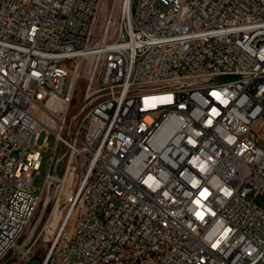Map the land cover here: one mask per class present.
I'll return each instance as SVG.
<instances>
[{
	"label": "built area",
	"instance_id": "2783aa9c",
	"mask_svg": "<svg viewBox=\"0 0 264 264\" xmlns=\"http://www.w3.org/2000/svg\"><path fill=\"white\" fill-rule=\"evenodd\" d=\"M104 1L0 0V260L34 256L20 239L52 133L43 188L69 173V192L49 264H264V0L101 19Z\"/></svg>",
	"mask_w": 264,
	"mask_h": 264
},
{
	"label": "rangeland",
	"instance_id": "374dc122",
	"mask_svg": "<svg viewBox=\"0 0 264 264\" xmlns=\"http://www.w3.org/2000/svg\"><path fill=\"white\" fill-rule=\"evenodd\" d=\"M104 3L105 6L103 7L101 13V19H103L106 12L111 8L114 9V13L116 15H119L124 8L125 0H105ZM229 78H230L229 76H225L222 77L221 79L227 80ZM69 79L70 76L67 77L65 88L68 85ZM85 83L86 81L84 79L80 81L77 91V99H76V103L78 104L77 106L74 107L75 109H77V107L81 103ZM254 129L257 132V134L261 136L264 133V121L263 120L258 121L255 124ZM46 135L47 132L42 131L38 138L37 143L42 144L44 142ZM47 140L49 143V147L46 148L42 153L43 159L41 162V166L38 173L35 175L33 181V187L38 193L43 191L46 175L51 166V157L53 153V147L55 145L54 134L50 133ZM261 142L264 143L263 140H261ZM61 150H64V148H62ZM61 150L59 151L62 154L64 151L62 152ZM67 161H68V155L63 157L57 166L56 173L61 178L64 175ZM68 192H69V188L66 190L64 188L61 189V184L59 181L52 185L49 192L45 191L44 194L42 195L41 203L37 211L35 212L31 222L26 228L23 236L20 239V244L23 243L28 238H31L32 241L35 242L34 256L31 258V260L27 263L18 261L16 255H14V253H16L17 250L16 249L10 252V254L4 256L0 260V264H49L47 254L52 246L51 241L54 239L58 228L61 226V223L63 222V220H65L66 215L64 213L68 209V206L65 201V196L67 195ZM56 204L58 205L60 210L59 215L56 218H54L55 220L51 222L50 227L49 226L45 227L48 221L50 220L53 208ZM67 227L69 228V223Z\"/></svg>",
	"mask_w": 264,
	"mask_h": 264
},
{
	"label": "bare ground",
	"instance_id": "6f19581e",
	"mask_svg": "<svg viewBox=\"0 0 264 264\" xmlns=\"http://www.w3.org/2000/svg\"><path fill=\"white\" fill-rule=\"evenodd\" d=\"M127 2H128V0H126V4H127ZM104 6H105V3L103 4V7ZM154 88H155V79H148V81H145V82H144V80H137V91H139V92H152V91H154ZM52 111H55V110L52 108ZM47 115H49V112L47 113ZM51 123H52V125L54 124L53 122H51ZM93 167H100V159H93ZM65 178H66V180H65V184H64V189L66 190L69 188V173L66 175ZM45 191H46V188H43V191L40 193L36 192V195H43ZM59 212H60L59 207L56 204L53 208L50 220L48 221V223L46 224L45 227H47V226L50 227L51 222L53 220H55L54 218H56L59 215ZM49 252H50V255H57V244H52Z\"/></svg>",
	"mask_w": 264,
	"mask_h": 264
},
{
	"label": "water",
	"instance_id": "95a60500",
	"mask_svg": "<svg viewBox=\"0 0 264 264\" xmlns=\"http://www.w3.org/2000/svg\"><path fill=\"white\" fill-rule=\"evenodd\" d=\"M29 239V242H31L32 241V239L31 238H28Z\"/></svg>",
	"mask_w": 264,
	"mask_h": 264
}]
</instances>
